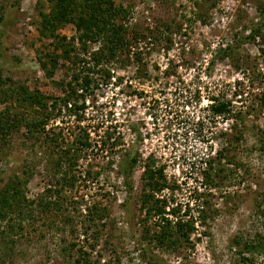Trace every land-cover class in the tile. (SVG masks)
I'll return each instance as SVG.
<instances>
[{"label":"rangeland","instance_id":"1","mask_svg":"<svg viewBox=\"0 0 264 264\" xmlns=\"http://www.w3.org/2000/svg\"><path fill=\"white\" fill-rule=\"evenodd\" d=\"M115 2L131 8L123 21L129 45L115 60L93 66L98 44L63 60L62 47L41 33L39 12L50 10V0H0V77L42 94L48 110L59 99L39 135L21 128L8 144L0 141V188L13 176L25 182L14 220L4 221L32 211L15 234L1 223L0 264H87L79 248L90 264H264V0ZM57 33L69 41L74 25ZM228 45L231 52L217 54ZM50 55L59 63L42 67ZM77 73L87 82L73 80ZM68 79L84 103L76 114L59 98ZM216 102L228 111L213 113ZM35 109L26 113L39 120ZM83 130L91 146L78 150ZM64 148L78 163L77 180L62 188L57 180L69 167ZM129 151L138 162L125 183L118 164ZM147 164L164 177L154 195L179 203L180 211L189 205L192 244L169 248L153 238L161 221L146 211L149 204L142 206ZM49 197L56 204L37 206ZM258 235L257 252L243 249Z\"/></svg>","mask_w":264,"mask_h":264},{"label":"trees","instance_id":"2","mask_svg":"<svg viewBox=\"0 0 264 264\" xmlns=\"http://www.w3.org/2000/svg\"><path fill=\"white\" fill-rule=\"evenodd\" d=\"M81 8L83 15L79 14L75 16L74 11ZM86 13V14H85ZM132 14L131 8L129 6L117 5L115 0H50V10L41 11L40 15V30L43 35L51 37V43L54 48L62 47L61 54L57 57H62L63 60L71 58L72 53L78 54L79 52L87 53L90 48V44H98V47L92 51L91 59L93 60V66L100 65L101 63H109L115 60L120 52L124 50V46L129 45L125 39V20ZM71 22L74 25L75 35H72L69 41H66V36L57 33L58 29L62 27L63 24ZM253 37V32L246 35L244 38L246 40ZM77 41L78 45L74 44ZM232 46L220 47L217 49V54L224 53L227 54L228 51H232ZM264 52V49H262ZM57 57L49 56L48 60H43L41 62L42 67L46 68V64H50L55 67L59 63ZM79 61L85 63L86 60L79 58ZM50 74V71H48ZM104 72V70H103ZM106 74L102 75L104 78L108 76V71ZM81 73L72 75L73 80L78 81L79 79L87 82L88 76L81 77ZM10 81V78H1L0 83H5ZM73 81L67 80L66 87L69 89L67 94L60 98L62 105L68 109L70 112L79 113V110L83 109L84 103H77L78 96L75 90V85L72 84ZM80 94V93H79ZM81 96V95H80ZM59 100V99H58ZM58 100L51 103V109H47V103L42 99V94L37 91H32L28 89L23 84H16L14 81H10L8 85L2 87L0 85V104L4 105L3 109H0V141L4 144H8L11 133L15 130H20L25 128L27 134L31 136L39 135V131L43 130L45 123L53 114V109L57 107ZM261 104L264 106V92L261 95ZM12 104L14 107H12ZM41 110V118L38 120L37 117H30L28 109ZM210 109L213 113L223 114L228 111L227 103L216 102L210 105ZM60 110L59 108L57 109ZM77 120L80 119L81 115H76ZM76 139L75 146L78 150H85L91 146L89 143V133L86 130ZM53 138L54 133L50 134ZM62 159L66 160L67 167L62 166V173H60L57 182L62 185L74 183L76 178V173L73 169L77 166V157H74L71 153V149H65ZM59 159V158H58ZM60 159L56 162L58 166H61ZM138 162L136 151L131 155V152L121 155L118 164V171L127 183V180L131 178L134 168ZM65 162H62V165ZM206 176L209 179L211 177V172L214 171V164L209 161V165H206ZM89 173V171H88ZM57 176V175H56ZM144 191H143V203L142 206H147L146 211L153 212L161 223L159 225V231L153 235L157 244L162 246H168L169 248L173 246L180 245L182 243L192 244L190 239V234L194 226L193 217L190 213V207L188 204L185 205L182 211H180L179 203L175 205H170L168 198L165 196L158 197L153 194V190H160L163 186L162 180H164L162 169H154L149 164L146 165L144 170ZM71 182V183H70ZM25 182L21 181L17 176H13L8 183L0 188V225L4 222L5 227L4 232L8 234H15L17 230L22 229L23 220L32 216V211H27L22 214V216L16 219L14 222L5 223V219H11V213L14 211L23 199V190ZM148 188V190H147ZM51 190V189H50ZM59 197L60 195H55ZM54 200L56 197H49V199H39L36 203L37 206H41L43 210L49 207L50 204H56ZM87 213L92 214L91 207L86 206ZM181 212V214H180ZM91 216V215H90ZM206 215L201 211V219L204 220ZM14 219H11L13 221ZM10 231V232H9ZM261 235L257 236V239L253 241L243 242V249L248 252L258 251V247L261 244ZM238 242L236 241V244ZM73 246V244H72ZM80 254L83 257L81 262L84 261L90 264L86 257L88 253L80 249ZM241 259L244 262H249V258L245 257L243 251H240ZM86 256V257H85ZM77 263H81L76 259Z\"/></svg>","mask_w":264,"mask_h":264}]
</instances>
